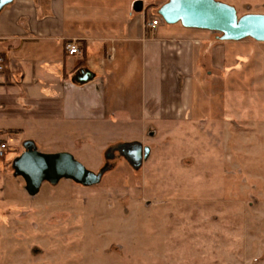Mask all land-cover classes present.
<instances>
[{"label":"rangeland","instance_id":"rangeland-1","mask_svg":"<svg viewBox=\"0 0 264 264\" xmlns=\"http://www.w3.org/2000/svg\"><path fill=\"white\" fill-rule=\"evenodd\" d=\"M216 1L237 17L264 15V0ZM226 47L223 69L196 67L184 90L189 111L175 122L137 119L128 134L84 138L70 124L51 123L3 137L19 153L31 141L41 154L67 153L91 173L106 171L93 185L43 181L30 196L2 162L6 148L0 264H264V43ZM150 124L155 133H146ZM115 141L150 154L133 168L118 146L106 147Z\"/></svg>","mask_w":264,"mask_h":264},{"label":"crops","instance_id":"crops-1","mask_svg":"<svg viewBox=\"0 0 264 264\" xmlns=\"http://www.w3.org/2000/svg\"><path fill=\"white\" fill-rule=\"evenodd\" d=\"M165 2L78 0L77 7V0H14L5 16L1 10L0 140L10 151L2 162L12 165L23 152L3 137L43 132L51 123L70 124L84 138L128 134L137 119L183 118L196 67L223 69L232 42L164 24L157 10ZM150 17L160 20L154 29ZM69 42L79 54H67ZM82 71L91 74L84 82ZM113 144L126 145L106 147Z\"/></svg>","mask_w":264,"mask_h":264},{"label":"water","instance_id":"water-1","mask_svg":"<svg viewBox=\"0 0 264 264\" xmlns=\"http://www.w3.org/2000/svg\"><path fill=\"white\" fill-rule=\"evenodd\" d=\"M14 0H0V11ZM157 15L166 25L180 23L188 29L205 30L220 35V40L237 42L246 38L264 43V15L245 14L237 17L236 10L216 0H167L158 10ZM82 81L91 77L89 72H81ZM120 148L129 147L130 163L139 168L150 154L149 147L139 143H130ZM23 152L13 161L15 176L21 177L30 196L38 193L43 181L55 185L65 177L80 185H93L100 182L106 169L98 174L87 171L74 162L67 153L41 154L35 150L33 142L23 145Z\"/></svg>","mask_w":264,"mask_h":264},{"label":"built area","instance_id":"built-area-1","mask_svg":"<svg viewBox=\"0 0 264 264\" xmlns=\"http://www.w3.org/2000/svg\"><path fill=\"white\" fill-rule=\"evenodd\" d=\"M160 20L158 17H153L149 23L147 24V26L149 28H156V26H158ZM65 50L67 52L68 55L72 56V55H77L79 54V49H78V46L75 42H69L65 45ZM1 61V60H0ZM0 71H1V66H0ZM6 149V146L5 144L3 145H0V156L3 155V151Z\"/></svg>","mask_w":264,"mask_h":264},{"label":"flooded vegetation","instance_id":"flooded-vegetation-1","mask_svg":"<svg viewBox=\"0 0 264 264\" xmlns=\"http://www.w3.org/2000/svg\"><path fill=\"white\" fill-rule=\"evenodd\" d=\"M129 150H130V148L129 147H125V148H120V149H118V154L120 155V156H122V158L124 159V160H126L130 165H131V163H130V158H131V152L129 153ZM131 151V150H130Z\"/></svg>","mask_w":264,"mask_h":264},{"label":"trees","instance_id":"trees-1","mask_svg":"<svg viewBox=\"0 0 264 264\" xmlns=\"http://www.w3.org/2000/svg\"><path fill=\"white\" fill-rule=\"evenodd\" d=\"M0 58H1V56H0ZM3 144H4L3 141L0 140V145H3Z\"/></svg>","mask_w":264,"mask_h":264}]
</instances>
